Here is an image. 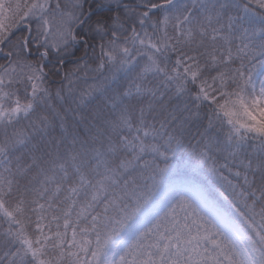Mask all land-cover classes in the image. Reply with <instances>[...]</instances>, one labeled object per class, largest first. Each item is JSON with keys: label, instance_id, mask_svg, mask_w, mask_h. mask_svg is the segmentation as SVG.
Wrapping results in <instances>:
<instances>
[{"label": "snow or ice", "instance_id": "1", "mask_svg": "<svg viewBox=\"0 0 264 264\" xmlns=\"http://www.w3.org/2000/svg\"><path fill=\"white\" fill-rule=\"evenodd\" d=\"M76 50L83 54L65 70ZM0 55V216L9 223L0 264H264V0H0ZM137 68L124 87L120 74ZM149 75L178 101L159 127L129 103L157 97ZM58 77L66 90L47 86ZM78 79L88 86L77 90ZM20 119L45 135L59 127L61 136L43 148L23 132L9 136ZM203 120L195 167L213 162L219 175L212 152L223 155V168L238 160L242 170L233 175L242 184H228L247 214L227 197L231 211L221 207L194 179L172 180L171 155ZM29 146L43 155L30 154L28 164L16 156L13 173L10 153ZM53 155L51 168L40 167ZM33 167L53 187L28 200L14 177ZM66 183L60 209L54 201ZM45 193L47 204L39 203ZM101 201L102 218L93 214ZM54 209L63 215L49 219ZM29 212L37 216L33 235ZM60 219L64 231L59 223L53 231Z\"/></svg>", "mask_w": 264, "mask_h": 264}, {"label": "trees", "instance_id": "2", "mask_svg": "<svg viewBox=\"0 0 264 264\" xmlns=\"http://www.w3.org/2000/svg\"><path fill=\"white\" fill-rule=\"evenodd\" d=\"M99 2V0H98ZM125 2L129 3H135V0H125ZM183 3L191 4L193 0H182ZM259 10V9H258ZM121 14L122 10H121ZM110 15L109 13H105L104 16L107 18V16ZM34 27V24H33ZM151 27L149 26L147 30H150ZM169 32L171 35H175V33H172L171 29H169ZM152 33V32H150ZM98 51V50H97ZM83 53L80 50H76L75 57H70L68 61L66 62L65 70H71L76 62V58L81 56ZM171 55V54H170ZM34 59V57H33ZM174 59V56H173ZM146 62L143 58L141 59V64ZM5 59L2 55H0V64H4ZM90 64H92L93 67H95V64L92 63V61H89ZM140 71L139 68H137L135 71L128 73L127 75L121 73V84L124 87H127L129 83L135 78L137 73ZM91 80V74L88 80V84L92 83ZM84 82L83 79H78L75 81V88L77 90H82L88 86ZM145 84L149 87H153L157 89V97L153 98L147 94L143 95L142 97H136L133 96L130 98L129 103L133 106L135 110H138L139 108L143 107L145 108L146 112V121L149 124H154L156 127H159V124L163 121H165L168 118L169 112H171L177 105L178 101L173 98L169 99V96L172 95L173 90L168 88L166 89L163 85L160 84L158 79H154L151 75L147 77V80L145 81ZM62 85L65 86V90L67 89L66 82L62 80V78H57L55 83L49 82L47 85L50 87L53 91L56 88L61 87ZM19 87V86H18ZM163 94V99H160V94ZM21 102L23 103L25 100V97L23 95V92L20 93ZM53 103L59 106L58 102L54 99ZM152 104V111H148V104ZM95 102L93 103L94 107ZM204 112H207L210 114L211 109L208 107H204L202 109V114ZM138 115V111L135 113ZM207 124L206 120L193 122L190 125V131L187 136L182 138V144L178 146L175 149V154L171 155L169 164L173 170V178H186V179H194L196 183H198L202 188H204L206 191L211 193L212 198L221 206L228 208L229 211H231L230 206L228 205V201L224 199V197H227L228 200H232L237 204V207L240 208L241 211H244L247 214V210L244 208L243 204L239 203L238 197L232 192L231 188L229 187L228 181H231L232 184H242V180L235 175H233V172H235L238 168H240L239 161L237 160L236 163H230L228 168L221 167L222 164H224L226 161L224 160V157L222 154H218L216 152L210 153L214 157V164L215 167L219 173V175L213 173L210 169L213 165V162H209L207 165H199L198 167H195L197 165V160L195 155L193 154L192 149L196 147V139L199 137L196 135L197 132V125L200 126V130H203V126ZM13 131H20L23 132L26 136H28L31 140V144L39 145L41 148L44 147L45 144H47L49 141H51L53 138H59L61 136L60 129L57 127L54 131L48 130L47 135L41 132H34L29 120L27 119H20L19 122H14L13 125H10L7 127L8 135L11 136ZM4 139L3 132H0V141ZM189 142L191 143V147L189 146ZM250 154L252 149L247 150ZM61 154L64 153V146H61L60 148ZM30 154H35L38 157L42 156V152H35L31 153V146L29 148H21L18 149L14 153H10V158L12 159V171L13 173L17 172V162L15 160L16 156L22 157V164H28L31 162L30 160ZM126 155V154H122ZM130 158V157H129ZM150 158V157H149ZM243 158V157H241ZM44 161L47 162H41L40 167H43L45 169L51 168L52 164L55 162V156L49 158L47 156L43 157ZM119 161V158H117V162ZM161 167H163V164H161ZM4 165H0V172L3 171ZM229 168L232 169V171H229ZM7 175V174H5ZM224 177L225 179H221L220 177ZM15 180H17L23 189L25 186L29 189V191L26 194V199L32 200L37 198L35 196V193L33 190H40L42 185L45 187H48L50 190L52 189L51 184L44 185V176L40 173L39 168L33 167L29 170L27 175L20 176L19 174H16L14 177ZM68 183H73L72 181H69ZM148 183H151L149 181ZM67 183L62 187V190L57 197V199L54 201V204L58 205L60 209H64L67 207V202L65 201V197L67 195ZM163 189V187H162ZM47 196L48 193H45L44 199H39V203L47 204ZM84 195L83 193L80 194L78 198V203L84 202ZM15 200V197H13V201ZM63 202V203H62ZM31 207H36V205H31ZM103 208H104V201H101L95 209L93 210V214H100L102 218L103 214ZM257 211H259V208H257ZM110 215H115V213H109ZM51 215H57L62 216V211H57L54 209L49 214V219ZM235 215V213H233ZM28 216L31 218L30 221H26V227L29 235H33L35 233V221L37 219V216L35 213L29 212ZM118 218V217H117ZM72 219H75V211L73 213ZM42 223L47 224L48 220L43 221ZM56 223H59L61 225L60 231H64L63 228V220L60 219L56 222L52 223V230L56 231ZM91 225V218L89 217L88 220H80L79 221V227L77 228V231L79 232L80 227H90ZM9 227V223L6 218H3L0 216V241L3 240L4 235ZM73 227V224H69V231H68V240H71V228ZM16 226L13 225V229H15ZM45 231L47 232V228H45ZM80 238L79 236L77 237ZM87 239L94 240L95 236L93 233L89 232L87 233ZM18 247V245L13 246V251H15V248ZM7 249L4 247H0V256L3 255V252ZM83 256V253H81Z\"/></svg>", "mask_w": 264, "mask_h": 264}, {"label": "rangeland", "instance_id": "3", "mask_svg": "<svg viewBox=\"0 0 264 264\" xmlns=\"http://www.w3.org/2000/svg\"><path fill=\"white\" fill-rule=\"evenodd\" d=\"M150 29V28H149ZM149 31V33L150 32H152V28L150 29V30H148ZM184 179H186V178H173L172 180H177V181H179V180H184ZM162 193H163V189H162ZM118 242V241H117Z\"/></svg>", "mask_w": 264, "mask_h": 264}]
</instances>
